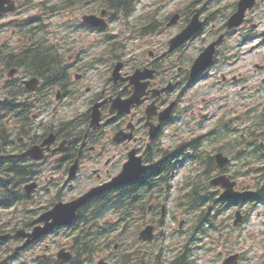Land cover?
<instances>
[{"label": "flooded vegetation", "instance_id": "1", "mask_svg": "<svg viewBox=\"0 0 264 264\" xmlns=\"http://www.w3.org/2000/svg\"><path fill=\"white\" fill-rule=\"evenodd\" d=\"M13 1L17 8L2 15L0 19L17 24V28L12 31V35L16 37V47L19 50L31 47L23 37L27 36L29 42L30 32L35 26L29 24L23 27L22 23H31L39 18L49 24L51 49L60 52L62 60L51 58L37 71L30 69L28 63H23L21 55L17 56L20 65L17 77L20 83L34 76L40 77L43 83L51 86L49 90L54 92L53 95L50 94V116L38 122L39 116L43 117L39 114L36 119L38 127L42 128L46 122L51 124L49 130L42 135V140L31 141L28 145L41 144L49 133L53 134L47 138L43 147L44 170L30 181L35 183L30 196L20 197L22 191L8 193L11 199H24L31 209L22 211L19 204L12 208L11 217H0V264H85L87 261L101 264L89 253L91 242L79 243L89 239V231L78 230L76 223H58L54 210L59 209L57 203H73L87 190L111 181L131 157L136 161L140 158L141 163L146 166L142 185L143 192L150 198L146 225L153 226V241L156 240L166 227L165 222L168 224L171 219V211L165 207L164 224L159 225L163 206L167 203L160 182L168 174L169 165L176 162L185 149L181 146L182 141L180 142L183 119L188 114L194 117L197 111L196 120L200 118L202 122H211L210 132L204 136L211 143L216 138L217 128L226 129L222 137L228 136V129L236 131L241 150L246 144V110L237 118V125L233 120L223 121L222 117L230 112L225 110V100L230 93L225 89L226 83L233 85L237 89L234 93L242 97L246 92V79L240 73L231 78L220 73V79L218 76L214 80L211 71L218 66L221 45L217 48L216 61L212 66L191 76L192 60L184 59L183 54L196 37L170 49L172 39L188 24V16L169 25L171 17L159 13L152 16L147 14L146 20L145 16L137 14V10L125 14L126 4L123 3L116 6L115 15L100 20L103 26H95L85 23L82 18L85 15H99L104 5L120 1ZM118 21L119 25L115 26ZM245 21L238 28L243 33ZM121 25H125V32L119 30ZM215 28L213 25L211 31ZM221 33L226 35V31L217 35ZM129 43H133L130 50ZM93 50L95 53H92ZM127 51L129 52L126 53ZM105 54L108 56V63L103 65L102 61L107 59ZM224 63L234 65L232 61ZM21 65H25L27 71H32L35 75L25 73ZM208 79L212 82L200 86L202 81ZM41 80L39 79L40 83ZM203 87L206 88L199 91ZM17 91L19 90H15ZM216 91H221V94L217 96ZM250 92L253 90L250 89ZM28 96L15 98V114L19 116V125L15 128L19 135L22 130V105L27 106L31 100ZM198 98H201L200 101ZM79 101L83 103L82 111L69 114V106ZM201 108L205 113L200 111ZM256 134L258 137L264 132L257 130ZM14 139L20 141L16 136ZM5 141L6 139L0 143V150L14 145L3 143ZM173 145L178 146L171 148ZM260 145L264 146V143L260 142ZM170 148L168 151L171 153H167L165 149ZM1 154L2 151L0 161ZM209 162L214 163V158ZM238 164L241 166L240 173L244 174L246 159L240 158ZM83 171L84 175L89 172L88 182L93 184L76 195L71 184ZM47 172L49 176H45ZM134 181L129 183L130 190L136 186ZM42 183L45 187L41 186ZM252 186L255 187L256 195H264V183L254 182ZM237 187L245 190L248 186L241 178ZM211 193L214 195L213 189ZM45 198L47 201H43ZM2 203L0 200V204ZM82 206L83 204L79 205L75 210V221L86 208ZM181 210L182 206L179 204L174 214L181 215ZM43 214V221L37 222ZM176 217L172 220H176ZM134 221L135 218L130 213L126 218V226H132ZM120 222H124L122 218ZM181 222L182 220L177 223V233L182 229ZM91 226L90 224L88 227ZM80 233L82 234L77 236ZM191 233L182 238H189L188 245L194 240V234ZM130 239L132 238L128 241ZM75 245L84 250L77 251ZM129 247H133V243ZM114 249L117 250L116 246ZM81 251L85 254L79 253ZM103 252L108 251L105 249ZM113 254L110 252L109 256L103 257L104 264L117 261ZM101 256L102 253L96 255L99 260ZM239 262L237 260V264Z\"/></svg>", "mask_w": 264, "mask_h": 264}, {"label": "rangeland", "instance_id": "2", "mask_svg": "<svg viewBox=\"0 0 264 264\" xmlns=\"http://www.w3.org/2000/svg\"><path fill=\"white\" fill-rule=\"evenodd\" d=\"M192 1L193 0H141L139 5L137 4L136 6V10L137 14L145 16V20L147 19V13L152 12L155 9H157L156 11L158 12L154 13H159L167 17L173 10L179 12L182 11V9ZM216 1L220 2L219 6L217 5L216 10L221 11L215 14H221L224 12L221 6L229 3L232 4L235 0H212V2ZM197 2V5H195L197 8L203 6L202 4L212 3L211 0L200 2L197 0ZM213 5L215 7L216 4L214 3ZM204 13L205 16H210L213 12L209 13V11H205ZM152 15L153 14L150 16ZM251 15L253 16L246 24V28L251 23L257 24V28L251 33V38L245 41V35L243 36L241 29L232 34L222 46V49L224 50V57L232 59L233 54H236L237 57H234L235 59L232 60L234 65L231 66L223 64L225 60L222 56L219 57L217 68L211 71V73L214 74V80L219 76L220 73L225 74L227 78H231L232 76L238 75L240 73L246 79V92L242 97H239L236 95V93H234V91L237 89L233 85H228L226 83L225 89L230 91V93L227 94V98L225 100V110L228 109L230 111L225 115L226 119L238 118L245 110L247 111L252 107L256 108L258 102L264 99V0L260 1ZM1 22L2 21H0V23ZM119 23L120 21H118L115 26H118ZM212 24H216L215 27L217 29L219 28V24L214 23L213 19L210 17V23L208 26L211 27ZM119 30L125 32V25H121ZM214 34L215 31H204L191 43L190 47L183 54V58L187 59L196 55L201 48L200 45L205 44ZM128 45L130 50L133 46V43H129ZM128 52L129 51L126 53ZM92 53H95V51L93 50ZM106 57L107 59L104 58V61H102L103 65L108 63V56L106 55ZM220 76L218 77L219 79ZM206 82L212 81L210 79L207 81H202L200 86H204ZM205 88L206 87H203L202 89L199 88V91H202ZM250 89H252L254 93L250 92ZM216 92L217 96L221 94V91ZM200 99L201 98H198L199 101ZM216 99L218 98H209V100ZM215 104L217 105L218 102ZM82 105L83 103L80 101L76 104H71L68 108L69 114L82 111ZM44 111V116L48 118L51 113V107L44 108ZM200 111L205 113V110L202 108ZM210 111L212 112L211 109ZM196 116L197 111L194 117H190L188 114L186 115L185 119H183L180 142L182 140H187L192 136L202 135L210 128L211 122H202L200 118L196 120ZM201 125H204L203 129L200 128ZM42 132L43 130L39 129L38 134H41ZM236 136L237 135L228 136L227 140L231 138L235 139ZM229 156L232 157L231 155ZM191 169L192 168L187 165L179 170V172L175 175L174 183H178V185H176L174 192L178 190L181 180L184 179V176L188 174ZM45 176H49L48 172L45 174ZM88 180L90 181L89 172H87V175H84L83 171L82 174L72 182L73 193L77 195L79 192H83L93 184L88 182ZM41 186L45 187L44 183H42ZM175 196L176 194L170 198L169 203L171 208V219L168 220V226L166 228L168 233L166 236H169L170 243H172V245H175L180 240H183V236H187L190 233L192 230L193 221V216L187 217L182 210L181 215H179V213L174 214V212L178 209ZM43 201H47V198L43 199ZM219 209V214L216 216L215 229L213 230L214 233L210 232L209 236L204 238L203 241L199 243V245L203 246V249L197 251L196 264H219L222 257L234 253L240 254L239 264H258L260 261H262L264 259V203L253 206L234 205L226 209ZM238 210L240 211V221L242 222L243 220L242 216H246L247 220L243 221V223H241L238 227L234 228L232 223L235 219V213ZM1 214L2 213H0V217H4V215ZM174 216H177L176 220H172ZM181 220L182 229H180L179 233H176L175 231H178L177 223ZM161 242L158 241L156 245L160 246Z\"/></svg>", "mask_w": 264, "mask_h": 264}, {"label": "trees", "instance_id": "3", "mask_svg": "<svg viewBox=\"0 0 264 264\" xmlns=\"http://www.w3.org/2000/svg\"><path fill=\"white\" fill-rule=\"evenodd\" d=\"M118 1L120 2L117 4H115L116 2L109 4L108 8L113 9L117 5H123V3L126 4L125 7L129 8L133 0H131V2L130 0H118ZM124 11L127 12V10H124ZM14 53L15 52L13 48H10V47L2 48L0 45V79L3 78V70L5 72V69L9 68L10 66H14V60H13ZM35 54H37L35 58H33V56H25V57L22 56V62L28 63L30 69L38 71L40 70L41 65L45 63L43 62L44 53L41 51H38ZM21 94L22 95L24 94V90L21 91ZM14 105H15L14 102L13 104L10 105L9 103H4L0 101V116H1V112H7V113L12 112L14 109ZM26 108L27 106H23L22 108L23 114H25ZM1 118H0V143L4 139L9 137L6 133L7 131L1 125L2 123ZM27 118L28 116L25 115V119ZM26 127H28V125ZM24 131L26 132L25 135L28 137L27 134L29 133L30 130L28 129L26 130L25 128ZM3 143H6V141ZM207 158L208 157L206 156L204 159H207ZM252 158L253 160L258 161L262 158V156L260 153H256L252 156ZM18 162H20V160ZM23 164L24 162L16 163L15 160L13 159H4L0 161V173L5 176L4 179L0 180V185L2 184L1 186L2 191L5 193L1 198V201L3 202L2 205H9L11 197L8 195V193L20 191V185L23 184L24 181L31 176L32 167L28 165H23ZM209 169H210V164L206 162L202 166V174L206 176ZM262 173H264V167L262 168ZM143 183L144 182L139 183L137 187L135 188L141 187ZM200 184L202 183L194 182L192 184V187L189 189V193L186 195V197H188V200L192 202V206L196 207L197 210H201V208H203L205 206V203L209 200V198L206 195L207 194L206 190L204 193L205 195H203L200 191L203 187L205 188L206 185L205 184L200 185ZM112 193L113 192H111V194L109 195L104 196L100 201L97 202L98 208H96V211H95L96 217L100 215L101 209H111L112 207L114 209H121V211H119L120 214L125 215L131 207H136L141 202V199H142L141 194L135 190L133 192L130 191L129 186H126L124 188L117 190L115 194H112ZM184 197H185V194H184ZM143 211H144V208H143ZM198 213L200 216V219L198 220V224L201 225V223H203L204 220L208 221L205 209L201 210V212H198ZM80 220L83 221L82 219ZM200 225L198 226L199 228H200ZM101 230H102V227L93 228L94 241L97 239L96 233L100 232ZM79 243L85 244L87 243V241H81ZM167 251H168L167 248H163L162 250H160L159 251L160 256L164 255L165 257H167ZM163 264H190V262L188 260V256L185 255V256L176 257L175 259L173 257L171 260L165 261Z\"/></svg>", "mask_w": 264, "mask_h": 264}, {"label": "water", "instance_id": "4", "mask_svg": "<svg viewBox=\"0 0 264 264\" xmlns=\"http://www.w3.org/2000/svg\"><path fill=\"white\" fill-rule=\"evenodd\" d=\"M256 1L257 0H240L238 3L237 11L228 20V27L238 26L243 21L245 11L250 10L254 6ZM5 5H8V7H5ZM10 9H12V3H10L9 0H0V13L6 12ZM198 17H199V13H198V11H196V13L193 15L190 23L186 26V28L182 31V33L175 40V43H179L180 41H184V40L188 39L191 35H193L195 32H197L199 30L200 22H199ZM86 21H88L92 24L98 23L97 19H95V17H93V18L88 17V18H86ZM217 42H218V40L216 42H213L209 46H207L203 50V52H201L199 54V56L196 58L193 66H192V74L199 73L200 71L204 70L205 68H207L211 64L212 58H213V55L215 52V45ZM25 155L31 156L30 152H28ZM216 161L220 167H223L226 164L227 159L223 158L219 154L216 156ZM134 167H135L134 163H130V162L127 163L124 166L122 173L117 178H115L112 183H110V184H108V185H106L100 189L92 190L88 194H86L85 197H82L73 203L62 205V207H59L58 210H54L55 211V217L59 219L58 223L65 222V221L68 222L69 221L68 219L71 216L73 217L76 208L81 204V202H84L88 197L93 196L95 194H98V193L104 191L105 189H109L110 187H115V186H119L121 184H124V183H126V181L131 180L133 177L135 178L143 170V168L140 167L141 170L139 172L137 169L134 172V174H132L131 168H134ZM211 184H213L214 186L218 185V186H221L222 188L226 189L225 193L222 195L223 198L233 199V198H238L241 196V194H238V193L233 191V183H229L227 181V179H225L224 177H218V178L212 180ZM63 208H64V211H63ZM66 213H69L70 215H68ZM237 222H238V220H235L234 224H237ZM140 237H142L143 239H150V228H147L144 231H142ZM236 257L237 256L235 255V256H231V257L227 258L223 264L234 263V260L236 259Z\"/></svg>", "mask_w": 264, "mask_h": 264}]
</instances>
